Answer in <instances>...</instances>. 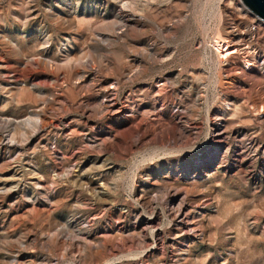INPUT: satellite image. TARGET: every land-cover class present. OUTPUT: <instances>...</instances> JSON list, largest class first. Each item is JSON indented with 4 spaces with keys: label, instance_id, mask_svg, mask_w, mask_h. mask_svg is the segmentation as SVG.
Returning <instances> with one entry per match:
<instances>
[{
    "label": "rangeland",
    "instance_id": "obj_1",
    "mask_svg": "<svg viewBox=\"0 0 264 264\" xmlns=\"http://www.w3.org/2000/svg\"><path fill=\"white\" fill-rule=\"evenodd\" d=\"M121 6L135 16L125 27ZM243 6L0 0V127L45 120L27 146L0 139V264H264V66L210 47L249 22L264 51ZM174 192L190 212L182 230Z\"/></svg>",
    "mask_w": 264,
    "mask_h": 264
},
{
    "label": "bare ground",
    "instance_id": "obj_2",
    "mask_svg": "<svg viewBox=\"0 0 264 264\" xmlns=\"http://www.w3.org/2000/svg\"><path fill=\"white\" fill-rule=\"evenodd\" d=\"M244 6L238 10L239 11L238 14H243V12H245L244 10H246L248 13H250V10L245 6L247 8L246 9ZM252 15H254V14H252ZM134 18H135V16L129 10L127 11L124 7L123 8H122V6L120 7V11L118 13V20L120 22V27H125L126 25H128L129 22H134V20H135ZM256 18H258V17L255 16V19H251V23L254 22V20L256 21L257 20ZM240 23L242 24V29H239V27H235V28L229 27L230 26L229 25L227 28H224L222 30L220 29V30L216 31V33H214V35L210 41L211 49L214 51V53L218 59H220V58L221 59H227L228 57H231L235 54L239 55L242 62H243V65L245 66L246 69H249L250 66H255V64L257 62H260V65L264 66V51L259 50L258 47H256L254 45V44L257 45V43H258L257 37L259 35L258 34L259 32H252L250 27L247 26V25H249L248 24L249 22H247V23L240 22ZM262 25H263V21L261 19H259L257 26L260 28ZM261 33H262V36L264 38V30ZM229 45H231L235 48H230ZM69 61H71V60L69 59ZM259 70L263 71L264 67H261ZM77 75H78V73H75V72L72 73L71 72L72 77H77ZM86 81H87V78H85L84 76H80V77H78V79L72 81L71 87L74 88L77 92H81L86 88V84H85ZM90 84H91V86H96V85H94L93 82H91ZM88 86H89V84H88ZM256 92L257 91H255V93ZM261 92H263V90ZM106 93H108V90L106 91ZM263 95H264V92L262 93V96ZM256 96L260 97V95H256ZM106 97H107L106 94H104V95L101 94V104H99L101 109H104L107 106L104 103V101H106ZM251 97L248 96L247 98H251ZM256 98H258V97H256ZM53 101L56 103L58 102L57 99H53ZM0 120H2V119H0ZM5 121L7 122V126H5L4 128L0 127V139H3V141L6 140L7 145H10L11 143L14 144L15 148L21 147L22 146L21 142H24L26 146L29 145L30 140H32L33 136L38 134L39 131H43L45 129V125H44L45 120L43 121L41 119V115L38 113L30 114L26 119H24L22 121L8 120V119ZM37 123H39V126L37 125ZM24 124L27 128L20 127ZM157 132L160 133L159 131H157ZM157 135H159V134H157ZM213 137H214V140H212L211 146H214L213 143H216L220 147L222 145H226V143L224 141L225 137H224L223 128L221 127L220 124L215 125ZM151 138L153 139V137H151ZM158 138H160L161 143L165 142V139H166L165 135L160 134L159 137H157V139ZM147 140H151V139H147ZM144 141H146V140H144ZM151 141H153V140H151ZM150 142H148V143H150ZM158 142H159V140H158ZM203 167H205V166H203ZM188 169H192V165H189ZM68 173L66 175L64 174L65 176L63 178H65V180H69V178H70V175ZM91 182H92L91 180L89 182H87V184H88L87 188H89V190L92 188V190L94 192L95 189H94L93 184ZM70 183H72V182H70ZM46 184H48V183H46L45 181L42 182V180H40L38 183H34V185H36L40 188H43V189H45ZM81 186L82 185H80V187ZM1 192L2 191H0V193ZM5 192H7V190H5ZM94 193H96V192H94ZM179 196H180V192L168 193L166 204L168 205L169 219L171 220V222H173L175 227H178L179 229L182 230V228H184V226H186L188 224L186 219H188L187 216L190 215V212H187V210L185 208L184 200H182V199L179 200L177 205H175V206L173 205L175 203V200ZM51 201H52V198H51ZM176 222H177V224H176ZM81 231L82 230H79V232H81ZM154 233H155V231H154ZM154 235L155 234H153V236ZM156 238H158V237H156ZM158 240L161 241L160 239H158ZM110 252H112V251H110ZM178 252H179V250H178ZM84 254H85L84 252L79 253L78 257H82V256H84ZM62 256L63 257H70L71 253L70 252H63Z\"/></svg>",
    "mask_w": 264,
    "mask_h": 264
},
{
    "label": "water",
    "instance_id": "obj_3",
    "mask_svg": "<svg viewBox=\"0 0 264 264\" xmlns=\"http://www.w3.org/2000/svg\"><path fill=\"white\" fill-rule=\"evenodd\" d=\"M252 14L264 22V0H241Z\"/></svg>",
    "mask_w": 264,
    "mask_h": 264
},
{
    "label": "built area",
    "instance_id": "obj_4",
    "mask_svg": "<svg viewBox=\"0 0 264 264\" xmlns=\"http://www.w3.org/2000/svg\"><path fill=\"white\" fill-rule=\"evenodd\" d=\"M251 13V12H250ZM254 16V15H253ZM263 24H264V22H263Z\"/></svg>",
    "mask_w": 264,
    "mask_h": 264
}]
</instances>
